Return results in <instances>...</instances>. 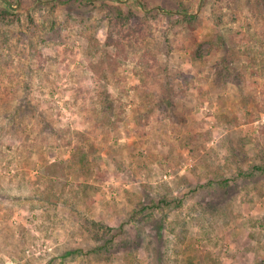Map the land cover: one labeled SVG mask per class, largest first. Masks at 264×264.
Returning a JSON list of instances; mask_svg holds the SVG:
<instances>
[{
	"label": "rangeland",
	"instance_id": "1",
	"mask_svg": "<svg viewBox=\"0 0 264 264\" xmlns=\"http://www.w3.org/2000/svg\"><path fill=\"white\" fill-rule=\"evenodd\" d=\"M142 1L0 0V264H264V0Z\"/></svg>",
	"mask_w": 264,
	"mask_h": 264
},
{
	"label": "trees",
	"instance_id": "2",
	"mask_svg": "<svg viewBox=\"0 0 264 264\" xmlns=\"http://www.w3.org/2000/svg\"><path fill=\"white\" fill-rule=\"evenodd\" d=\"M135 1L138 4L144 3L142 0H135ZM178 3H179V5L177 8H175L174 10H169L166 14L178 16L179 21L182 23V25H184V27H188L190 22H192V21L196 22L199 19L200 16L195 12L194 7L185 5L183 3V1H179ZM12 4L13 3L10 2L8 7L13 10ZM116 8L122 10V8H120L119 6ZM144 9L146 10V12H145V14H146L148 11L146 8H144ZM2 13L4 15V18H7L8 15L10 14L9 10H7V9H3ZM159 13H160L159 10H157L154 15L157 16V15H159ZM135 15L136 14L132 10H130V12L128 14H124L123 12H120L117 15L116 19L118 20V22H116V23L114 22V26L118 27L117 33L120 32V34H118L119 36H122L121 33H123V31H124L122 25H124L126 22L132 21L133 18L136 17ZM109 36H110V38H112L111 36H115V35L110 33ZM254 168L256 170H262V169H264V165L261 163H258L257 165H254ZM82 228L85 231H88L91 234V237H93L96 241L100 242V244L98 245V247H100L99 249L109 250L110 247L113 246L117 241L116 240L117 235L114 232H112L113 227L104 220H97L96 219V220L82 221Z\"/></svg>",
	"mask_w": 264,
	"mask_h": 264
}]
</instances>
